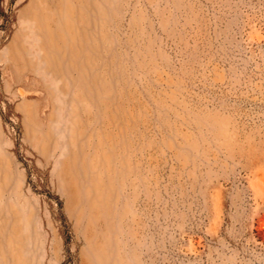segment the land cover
<instances>
[{
    "label": "rangeland",
    "instance_id": "obj_1",
    "mask_svg": "<svg viewBox=\"0 0 264 264\" xmlns=\"http://www.w3.org/2000/svg\"><path fill=\"white\" fill-rule=\"evenodd\" d=\"M0 264H264V0H0Z\"/></svg>",
    "mask_w": 264,
    "mask_h": 264
}]
</instances>
